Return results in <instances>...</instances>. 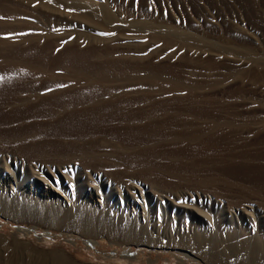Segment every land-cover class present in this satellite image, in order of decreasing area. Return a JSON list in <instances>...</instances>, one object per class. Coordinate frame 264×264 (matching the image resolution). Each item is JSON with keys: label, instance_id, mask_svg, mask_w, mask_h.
Instances as JSON below:
<instances>
[{"label": "rangeland", "instance_id": "rangeland-1", "mask_svg": "<svg viewBox=\"0 0 264 264\" xmlns=\"http://www.w3.org/2000/svg\"><path fill=\"white\" fill-rule=\"evenodd\" d=\"M12 1L0 0V130L69 118L65 137L92 139L136 118L138 166L194 185L135 203L105 190V207L73 209L84 231L1 216L0 264H225L232 244L264 255V0ZM109 222L118 235L94 231ZM188 237L218 243L200 254Z\"/></svg>", "mask_w": 264, "mask_h": 264}, {"label": "bare ground", "instance_id": "bare-ground-1", "mask_svg": "<svg viewBox=\"0 0 264 264\" xmlns=\"http://www.w3.org/2000/svg\"><path fill=\"white\" fill-rule=\"evenodd\" d=\"M83 1L86 2L88 0ZM93 5L95 6V4ZM24 7L26 8V6ZM100 10L102 13V15L100 13V16H103L106 23L114 24L118 21L106 5L102 4ZM49 13L52 14V12ZM28 28L25 26V29ZM91 28L93 29V27ZM29 29H33L34 31L35 28ZM85 30L87 31V29ZM38 33H36V36L40 34ZM105 34L107 33L105 32ZM98 35L101 36V33ZM106 44L104 46L102 44L101 47L104 48ZM93 45L94 49H96L95 44ZM107 45L114 46L115 43H109ZM96 46L99 47V45ZM95 52L97 53L99 51L94 50L93 53ZM96 55L101 56V54ZM137 83L139 85V82ZM67 119L69 120V118H14L13 121L16 125H13V128L8 129L7 126L6 130H0V217L2 216L9 220H30L40 223L41 226L45 227L72 228L84 231L85 227L82 223L72 222L75 219L72 218L73 209L79 208V211L92 210L93 208H99L98 204H101V207H105L109 198L105 201L107 196L105 190L117 188L121 199L124 198L135 203L137 197L139 199L140 197L144 199L153 196L158 198L169 193H176L178 195L182 191L180 189L190 188V186L194 185L193 183L187 182L182 175H176L173 179H170L171 177L168 174L163 173L164 171L167 172L168 169L170 171V168L167 170L164 168L160 176H157L153 171H150L148 166H138L139 150L137 152L136 134L134 133L136 118H127L128 123L124 122L123 125L118 124L116 128L111 125L114 129L110 132L103 133L102 136L92 139H85L84 136H79V132L78 136L73 137V134L71 137H65L58 127L64 125L65 122L67 123L65 121ZM79 119L81 120V118ZM10 120V118L8 121L6 119L8 123ZM119 120L121 118H108V121L112 123H116ZM139 121H142V119ZM12 122L9 124H12ZM122 141L124 144H121ZM137 141L139 140L137 139ZM140 156L139 159L143 158L142 155ZM202 182L208 185L207 181ZM178 207L181 208L180 206ZM109 223H100V226L94 231L104 237H114L119 230V227H117L118 224H113V222ZM131 226L123 227V229L130 232L137 229L136 225ZM23 232H29V230L23 229ZM129 235L131 236V234ZM146 237L148 236L146 235ZM217 243V241L205 237H188L182 240V245L200 254L207 247L216 245ZM249 247L251 248L250 245ZM218 253V256L223 259V263L225 264H264V255L260 251L247 250V245H245L244 250L242 248L239 250L234 244L228 245L224 251H219ZM50 264L73 263L58 256L52 259Z\"/></svg>", "mask_w": 264, "mask_h": 264}]
</instances>
